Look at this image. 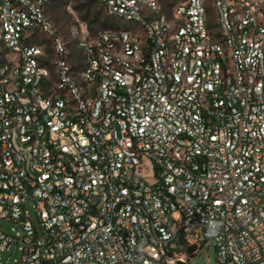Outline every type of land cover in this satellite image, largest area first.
I'll use <instances>...</instances> for the list:
<instances>
[{"label":"built area","instance_id":"built-area-1","mask_svg":"<svg viewBox=\"0 0 264 264\" xmlns=\"http://www.w3.org/2000/svg\"><path fill=\"white\" fill-rule=\"evenodd\" d=\"M100 1L0 0V264H264V0Z\"/></svg>","mask_w":264,"mask_h":264},{"label":"rangeland","instance_id":"rangeland-1","mask_svg":"<svg viewBox=\"0 0 264 264\" xmlns=\"http://www.w3.org/2000/svg\"><path fill=\"white\" fill-rule=\"evenodd\" d=\"M47 13L52 18L58 32L65 40L72 37L71 25L77 18L89 23L90 29L93 31L119 26V22L109 16L103 3L100 0H48ZM182 0H160L162 7L169 11L175 4ZM100 11V15L98 12ZM107 22L106 25L103 23ZM126 25L125 22H121ZM39 42L47 43L48 49L51 51L49 56L53 55V40L46 35H41ZM28 206L31 209V216L35 224L40 227V220L37 212L33 207V203L29 202ZM13 224L5 219L0 218V228L9 233H15L12 230ZM22 257V250L19 248L18 242H13L8 250L0 255V263L6 260L15 262ZM190 264H218L217 249L214 240H209L203 248L193 256Z\"/></svg>","mask_w":264,"mask_h":264},{"label":"trees","instance_id":"trees-1","mask_svg":"<svg viewBox=\"0 0 264 264\" xmlns=\"http://www.w3.org/2000/svg\"><path fill=\"white\" fill-rule=\"evenodd\" d=\"M100 15V11L98 12V15L97 16H99ZM107 24V22H105V23H103V25H106Z\"/></svg>","mask_w":264,"mask_h":264}]
</instances>
